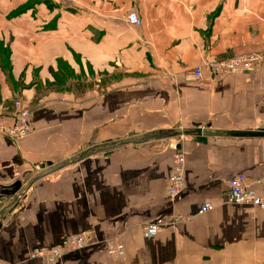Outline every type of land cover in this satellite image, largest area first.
Returning <instances> with one entry per match:
<instances>
[{"label": "crops", "instance_id": "crops-1", "mask_svg": "<svg viewBox=\"0 0 264 264\" xmlns=\"http://www.w3.org/2000/svg\"><path fill=\"white\" fill-rule=\"evenodd\" d=\"M28 1L0 0V40L13 42L0 97L30 106L34 126L18 143L0 135V264H42L37 249L83 230L90 243L55 264H264V206L225 200L240 172L264 195V136L227 134L264 130V67L192 74L264 49V0H42L10 17ZM61 60L86 83L111 71L125 85L77 96L55 82ZM176 151L186 185L172 199ZM109 237L123 255L108 253Z\"/></svg>", "mask_w": 264, "mask_h": 264}, {"label": "built area", "instance_id": "built-area-1", "mask_svg": "<svg viewBox=\"0 0 264 264\" xmlns=\"http://www.w3.org/2000/svg\"><path fill=\"white\" fill-rule=\"evenodd\" d=\"M128 21L135 26L143 24L142 18L136 12H131ZM264 67V49L258 51L237 54L230 59L213 60L205 63V69L198 67L192 73L196 79L204 77L207 71L213 79H220L229 74H243ZM11 108L0 101V135L9 137L15 142L24 140L33 131L32 113L28 106L24 105L19 98L14 100ZM173 169L169 183V196L176 199L184 190L186 185V157L182 151H176L173 157ZM27 193V191H25ZM225 200L231 204H251L264 206V195L256 192L251 185L247 184L246 175L242 172L231 177ZM214 209L212 203L202 204L199 214L209 212ZM181 218H177L176 221ZM162 218L147 222L144 226L146 234L154 236L165 226ZM173 227V223L170 225ZM90 231L68 234L62 241L53 247H42L35 251L34 256L39 258L42 264L57 263L66 252L80 250L90 243ZM108 253L120 255L124 253V245L117 238L110 240Z\"/></svg>", "mask_w": 264, "mask_h": 264}, {"label": "rangeland", "instance_id": "rangeland-1", "mask_svg": "<svg viewBox=\"0 0 264 264\" xmlns=\"http://www.w3.org/2000/svg\"><path fill=\"white\" fill-rule=\"evenodd\" d=\"M42 1V0H41ZM97 3V2H96ZM49 7H51V4H49ZM131 13V12H130ZM129 13V14H130ZM128 14V15H129ZM2 43V42H1ZM5 44V43H4ZM11 44H12V46H13V42L11 41V43H9V47H10V50H11V52H12V54H13V50H12V48L13 47H11ZM1 45L2 44H0V52H1ZM5 46H7L6 44H5ZM255 51H257V50H255ZM252 52V51H251ZM254 52V51H253ZM247 53V52H246ZM12 54H11V56H12ZM243 54V53H242ZM237 55V54H236ZM233 56H235V55H233ZM233 56H229V57H222V58H216V59H213V60H225V59H230L231 57H233ZM213 60H210V61H213ZM1 63H3L2 62V60H1V58H0V64ZM6 67H7V65H6ZM198 68V67H197ZM197 68H195L194 70H196ZM7 69H8V67H7ZM194 70L192 71V73L194 72ZM6 74V73H5ZM7 75V74H6ZM85 78H88V77H86V76H84L83 74H80L79 76H77V75H74V77H70V78H67V77H65V78H62L64 81H66V83H67V81H71L72 83H74V84H76V86H80L81 87V89H79L78 91H76L75 92V94L77 95V96H81V97H83L82 95V93H83V91H88V90H97L98 91V94H99V96L100 97H105V96H109V95H111L112 93H114L115 91H117V90H119V89H116V88H119V87H122L123 85H125L124 83H122V80L125 78V75L124 74H122V73H117V72H111V71H106L105 73H103V77L101 78L102 80L101 81H99V87H97V85H98V82H89V83H86L85 82ZM72 89H74V88H72ZM93 99V98H92ZM91 100V98L88 100V101H90ZM0 101H3V103L4 104H6L7 105V107H9V108H11V110H12V106H13V104H14V99L13 100H7V101H5V100H3V99H1V97H0ZM22 101V100H21ZM25 105V104H24ZM27 106V105H26ZM14 107V106H13ZM28 108H29V110L31 111V113L33 114V109L30 107V106H28ZM31 114V115H32ZM185 156V155H184ZM186 166V165H185ZM84 231V230H83ZM88 231V230H87ZM114 237H109L108 239H106V245H107V243L109 244V242H110V240H112ZM120 242V241H119ZM107 251H108V246H107ZM124 254V253H123ZM123 254H120V255H112V256H121V255H123ZM111 255V254H110Z\"/></svg>", "mask_w": 264, "mask_h": 264}, {"label": "trees", "instance_id": "trees-1", "mask_svg": "<svg viewBox=\"0 0 264 264\" xmlns=\"http://www.w3.org/2000/svg\"><path fill=\"white\" fill-rule=\"evenodd\" d=\"M41 2V0H31L26 2L25 4H22L20 6H18L15 10L12 11V13L10 14V17H16L24 12H26L27 10L35 7V5L37 3ZM2 42V43H1ZM0 44L1 45V52H0V58L2 60L3 63L0 64V67L5 71V73L7 74L8 78L13 79V72H12V64H11V50L9 45L5 46V44L3 43V41L0 40ZM8 69H7V67ZM69 64L67 62L64 61H59V70L60 73L63 74L64 77H74V75H77L75 72L73 71H69V73H67L66 70H69ZM66 71V73L64 72ZM80 75V74H79ZM77 75V76H79ZM55 76V82L58 85H61V83L64 82V80L62 79V76H60V74L58 72L54 73ZM87 80L85 79V82Z\"/></svg>", "mask_w": 264, "mask_h": 264}, {"label": "water", "instance_id": "water-1", "mask_svg": "<svg viewBox=\"0 0 264 264\" xmlns=\"http://www.w3.org/2000/svg\"><path fill=\"white\" fill-rule=\"evenodd\" d=\"M228 135L233 136H245V135H252V136H264V130L258 131H229L227 132Z\"/></svg>", "mask_w": 264, "mask_h": 264}]
</instances>
